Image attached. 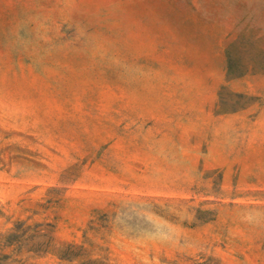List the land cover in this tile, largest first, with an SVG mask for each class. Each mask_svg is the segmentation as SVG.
<instances>
[{
  "label": "rangeland",
  "instance_id": "1",
  "mask_svg": "<svg viewBox=\"0 0 264 264\" xmlns=\"http://www.w3.org/2000/svg\"><path fill=\"white\" fill-rule=\"evenodd\" d=\"M0 264H264V0H0Z\"/></svg>",
  "mask_w": 264,
  "mask_h": 264
}]
</instances>
